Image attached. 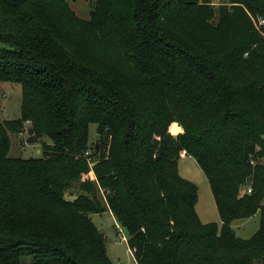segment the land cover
<instances>
[{
  "label": "trees",
  "instance_id": "trees-1",
  "mask_svg": "<svg viewBox=\"0 0 264 264\" xmlns=\"http://www.w3.org/2000/svg\"><path fill=\"white\" fill-rule=\"evenodd\" d=\"M250 16L264 0H95L88 20L67 0H0V82L22 92L19 119L0 120V264H111L90 217L106 210L137 264H264V166L250 164L264 160V34ZM23 122L48 138L41 157H9ZM183 152L220 224L199 220ZM257 213L237 237L232 222Z\"/></svg>",
  "mask_w": 264,
  "mask_h": 264
},
{
  "label": "rangeland",
  "instance_id": "rangeland-1",
  "mask_svg": "<svg viewBox=\"0 0 264 264\" xmlns=\"http://www.w3.org/2000/svg\"><path fill=\"white\" fill-rule=\"evenodd\" d=\"M95 0H67L69 8L80 19L88 20ZM227 4V0H212V5ZM255 28L258 32H264L257 23L256 16H250ZM22 101L21 86L19 84L10 82H0V120L12 121L18 120L20 117V107ZM31 124L23 122L20 132L9 133L10 149L9 157L18 159L38 158L41 154L43 143H48L46 137L36 140L34 143H28L31 137L29 130ZM96 125L89 127V144L94 152V145L97 142ZM177 169L180 177L192 182L198 189V199L195 206L196 213L199 220L203 224L217 223L219 224V215L214 202V198L208 184V181L196 163V161L189 156H185L177 161ZM244 192V188L242 190ZM242 192V193H243ZM259 213L246 220H237L232 222L231 227L237 237L242 239L250 238L259 228ZM91 221L98 231L105 238V246L111 261L124 260L127 264H136L132 258L126 241H121V235L127 238V233L117 223L115 218L109 212L91 215Z\"/></svg>",
  "mask_w": 264,
  "mask_h": 264
},
{
  "label": "built area",
  "instance_id": "built-area-1",
  "mask_svg": "<svg viewBox=\"0 0 264 264\" xmlns=\"http://www.w3.org/2000/svg\"><path fill=\"white\" fill-rule=\"evenodd\" d=\"M257 23L259 24L258 26H259L261 29L264 30V19H263L262 17H258V19H257ZM260 33L264 34V32H261V31H260ZM28 123H29V122H28ZM89 155H90V152H89V151L85 152V156L89 157ZM181 155H182V156H183V155L185 156L184 152L181 153ZM88 162H89V166L91 167L93 164H92L90 158H88ZM250 164H251V166H255V165H257V164H261V165L264 166V160H263V159H262V160H257V159H255V158L251 157V158H250ZM251 191H252L251 184H248L247 187H246V193H247V194H250ZM120 240H121V241H126V242H127V238H124L123 235H121ZM129 252L133 255V252H132L130 249H129ZM111 264H127V263H125L124 261H117V262H112Z\"/></svg>",
  "mask_w": 264,
  "mask_h": 264
},
{
  "label": "crops",
  "instance_id": "crops-1",
  "mask_svg": "<svg viewBox=\"0 0 264 264\" xmlns=\"http://www.w3.org/2000/svg\"><path fill=\"white\" fill-rule=\"evenodd\" d=\"M38 153H40V150H38ZM185 157V156H184ZM183 158V157H182ZM106 212H109L111 215L112 213L109 211V210H106ZM93 215H96V214H93ZM113 216V215H112ZM91 217V216H90ZM114 217V216H113ZM246 220V219H245ZM219 224H220V221H219ZM106 252H107V249H106ZM131 254V253H130ZM107 255H108V258H109V254L107 252ZM132 258L134 259L133 255L131 254ZM110 259V258H109ZM120 261H124V260H120ZM135 263L137 264L136 260L134 259ZM112 262H117V261H112Z\"/></svg>",
  "mask_w": 264,
  "mask_h": 264
},
{
  "label": "water",
  "instance_id": "water-1",
  "mask_svg": "<svg viewBox=\"0 0 264 264\" xmlns=\"http://www.w3.org/2000/svg\"><path fill=\"white\" fill-rule=\"evenodd\" d=\"M36 141V137L34 136H31L29 139H28V143L32 144ZM98 148V145L96 146Z\"/></svg>",
  "mask_w": 264,
  "mask_h": 264
}]
</instances>
